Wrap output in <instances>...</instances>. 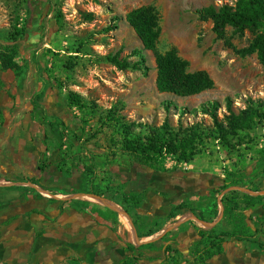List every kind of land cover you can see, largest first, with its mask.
<instances>
[{"label":"crops","instance_id":"obj_1","mask_svg":"<svg viewBox=\"0 0 264 264\" xmlns=\"http://www.w3.org/2000/svg\"><path fill=\"white\" fill-rule=\"evenodd\" d=\"M52 86L47 106L34 103L30 88L0 94L6 120L0 129V264H114L132 255L139 264H167L170 256L194 261L200 229L219 238L231 230L224 216L217 222L229 163L204 155L188 168L112 166L91 179L75 156L67 155L77 147L76 138L53 148L60 144L47 126L59 124L67 134L71 128L77 138L82 132ZM37 108L45 123L38 121ZM14 110L17 117L10 118ZM15 118L22 120L14 124ZM247 166L246 184L239 188L263 193L248 194L254 199L237 195L236 213L247 234L220 238L222 252L205 264H264V164Z\"/></svg>","mask_w":264,"mask_h":264},{"label":"rangeland","instance_id":"obj_2","mask_svg":"<svg viewBox=\"0 0 264 264\" xmlns=\"http://www.w3.org/2000/svg\"><path fill=\"white\" fill-rule=\"evenodd\" d=\"M56 1V7L63 15L59 24L46 1L41 0L40 5L33 2L30 14L25 0H0V47L11 46L18 50L8 71H2L0 67V94L23 92L30 88L35 97L34 103L47 106V89L52 83V87L63 95L62 98L70 94L80 97L84 110L78 107L72 109L74 116L83 123L82 134L78 138L71 128L67 134L59 124L47 128L58 139L57 144L60 145L53 147L57 150L62 148L64 138H76L77 147L67 150V155L75 156L79 167L91 179L96 173L106 175L112 166L125 165L130 171H155L124 150V131L131 123L158 128L168 124L169 128L174 129L203 124L213 129V119L202 113L204 104L220 102L222 107L218 117L223 120L224 115L228 114L227 98L233 101V109L237 112L245 110L250 100L264 102V67L257 55L244 59L236 56L224 41L217 40L212 22H203L198 15L204 8H218L225 4L232 6L236 0ZM148 5H155L161 17L158 50L162 53L177 50L179 56L189 62L192 72L205 71L210 75L214 81L213 89L185 98L158 91L154 54L144 50L127 21L131 11ZM40 16H47V19L38 24ZM30 18V33L23 40L20 34ZM227 38L241 49L250 43L253 35L245 31L242 36L228 27ZM134 51L141 54L133 56ZM115 54L131 64L144 58V66L139 70L121 71L105 60L107 56ZM39 83L40 90L37 89ZM18 107H22V104L19 103ZM39 109L37 119L45 123V115ZM17 110L11 111L8 116L17 117ZM21 120L15 118L14 124ZM240 137L244 142H238L230 154L220 142L211 141L208 151L196 157L194 162L205 155L207 159H223L229 163L230 167L226 168L230 170H244L243 167H248L254 161L264 164V157L260 154L264 150V119L258 120L251 130L240 133ZM42 138L50 139L43 134ZM194 162H180L170 155L166 157L164 166L166 169L188 168ZM94 200L101 202L95 197ZM139 249L143 250V246L140 245ZM126 258L114 264H137L139 261L136 263V260H140L134 257L128 263H123ZM192 261L189 256H170L166 262L192 264Z\"/></svg>","mask_w":264,"mask_h":264},{"label":"trees","instance_id":"obj_3","mask_svg":"<svg viewBox=\"0 0 264 264\" xmlns=\"http://www.w3.org/2000/svg\"><path fill=\"white\" fill-rule=\"evenodd\" d=\"M46 1L50 10L55 13L54 20L57 24L63 19V15L57 9L56 0ZM28 11L31 14L33 2L41 4V0H25ZM199 18L203 22H212L213 32L217 40H222L225 45L234 51L235 55L244 59L257 55L259 63L264 67V0H236L234 5H223L221 7L210 6L198 12ZM31 17V16H30ZM47 16H40L38 24L46 21ZM127 21L136 32L144 50L154 54L157 66V88L162 94L174 95L176 97H191L214 88V81L205 71L190 70V64L179 56L177 50L172 49L165 53L158 50L161 38V17L155 5H148L131 11L127 15ZM31 18L22 29L20 36L25 40L30 33ZM231 27L235 33L244 35L245 31H250L253 39L241 49L236 48L231 40L227 38V29ZM44 29V28H42ZM81 52V51H79ZM18 50L15 47H0V67L2 71L10 69L11 62H14ZM133 56L141 54L134 51ZM105 60L123 71L127 69L139 70L144 66L145 59L140 58L131 64L126 59H121L119 54L109 55ZM75 94L61 98L69 110L78 107L84 110L85 106ZM79 99V100H78ZM227 115L223 120L218 117V111L222 107L220 102L214 101L202 106V113L213 119V129L205 127L203 124L191 125L187 128L180 126L177 129L169 128L168 124L162 127H153L138 123H131L124 131L123 148L140 163L153 168L155 171H166L164 161L167 156H175L180 162L192 163L196 157L208 151L211 141H218L230 154L234 152L238 142L243 143L240 133L251 130L254 124L264 119V102L249 101L247 108L239 112L233 109V101L229 98L225 100ZM5 113L0 107V129L2 128ZM75 120L82 124L81 119ZM136 129L140 131L137 132ZM264 157V150L260 151ZM224 182L221 186V193L224 194L221 204L224 209V219L232 225L231 230L220 235L222 237L246 236L247 228L242 216L237 214V195L239 191L230 190L232 187H243L246 184V172L242 169H224ZM244 196L254 199L248 194ZM201 240L194 252L195 258L192 264H205L213 256L222 252L221 239L218 236L209 234L207 230L200 229ZM147 243L146 245H151ZM206 251L201 252L199 249ZM132 256L124 259L123 263H128ZM168 260V259H167ZM138 260H136V263ZM139 264V262L137 263Z\"/></svg>","mask_w":264,"mask_h":264},{"label":"water","instance_id":"obj_4","mask_svg":"<svg viewBox=\"0 0 264 264\" xmlns=\"http://www.w3.org/2000/svg\"><path fill=\"white\" fill-rule=\"evenodd\" d=\"M32 187H34V188H36L34 185H31ZM230 190H237V191H241V192H243V193H245V194H251V195H259V194H263V193H253L252 191H250V190H246V189H242V188H239V187H232ZM95 198H97V199H99V200H103V199H101L100 197H95ZM220 207H221V210H220V214H219V217H218V221L217 222H219L222 218H223V216H224V209H223V207H222V204L220 203Z\"/></svg>","mask_w":264,"mask_h":264},{"label":"flooded vegetation","instance_id":"obj_5","mask_svg":"<svg viewBox=\"0 0 264 264\" xmlns=\"http://www.w3.org/2000/svg\"><path fill=\"white\" fill-rule=\"evenodd\" d=\"M33 16H35V15H33ZM43 17V16H42ZM34 18V17H33ZM40 34V33H39ZM40 36H41V34H40Z\"/></svg>","mask_w":264,"mask_h":264}]
</instances>
